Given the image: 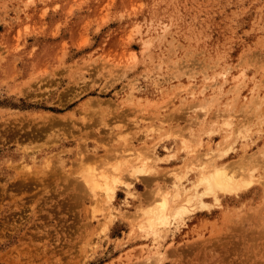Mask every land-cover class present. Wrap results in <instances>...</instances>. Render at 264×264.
<instances>
[{"label": "rangeland", "instance_id": "1", "mask_svg": "<svg viewBox=\"0 0 264 264\" xmlns=\"http://www.w3.org/2000/svg\"><path fill=\"white\" fill-rule=\"evenodd\" d=\"M262 97L264 0H0V264H138L156 248L139 234V209L129 216L157 187L172 188L188 144L201 159L218 146V162L256 179L219 205L206 196L209 209L171 226L157 247L167 256L151 261L264 264V236L248 260L232 244L247 213L264 225ZM126 148L140 152L133 161L149 154L152 172L125 166L132 194L119 185L96 203L79 167L112 168Z\"/></svg>", "mask_w": 264, "mask_h": 264}, {"label": "bare ground", "instance_id": "2", "mask_svg": "<svg viewBox=\"0 0 264 264\" xmlns=\"http://www.w3.org/2000/svg\"><path fill=\"white\" fill-rule=\"evenodd\" d=\"M150 23V22H149ZM139 24H135V26H138ZM134 26V28H135ZM150 26V25H149ZM164 26V25H163ZM138 27H136L135 29L137 30ZM164 28V27H163ZM167 27H165L166 29ZM147 29V28H146ZM139 30V28H138ZM161 30V29H160ZM140 31V30H139ZM138 32V31H136ZM146 32V31H145ZM162 36V35H161ZM160 36V37H161ZM163 37V36H162ZM146 39V38H145ZM144 39V40H145ZM159 39V38H158ZM163 39V38H162ZM143 40V41H144ZM142 41V42H143ZM159 41V40H158ZM145 42V41H144ZM143 42V43H144ZM150 42V41H148ZM147 40L145 42V46L146 44L148 43ZM142 43V44H143ZM151 43V42H150ZM162 43V42H161ZM150 45V44H149ZM148 45V46H149ZM143 49V48H142ZM141 49V51H142ZM144 50V49H143ZM143 52V51H142ZM45 53V52H44ZM3 54V53H2ZM43 55V54H42ZM45 55V54H44ZM40 57V56H39ZM47 58V57H46ZM4 59V57H3ZM40 59V58H39ZM39 62V61H38ZM37 63V62H36ZM35 63V64H36ZM32 65V64H31ZM212 65V64H211ZM218 66V64H217ZM227 67V66H226ZM15 68V66H14ZM226 69V68H225ZM229 70V69H228ZM230 71V70H229ZM228 71V72H229ZM195 72V71H194ZM227 70L225 71H221L219 72V74L221 75L222 77V80L223 82H225L227 80ZM17 73V72H16ZM193 73V72H192ZM241 73V71H240ZM239 73V74H240ZM176 75V74H175ZM195 75V74H194ZM197 75V74H196ZM215 75V74H214ZM15 76V74H14ZM191 76V74H190ZM213 76V75H212ZM234 76V75H233ZM217 77V76H216ZM11 78V77H10ZM28 79V78H27ZM208 79V77H207ZM206 79V80H207ZM233 80V79H232ZM218 81V80H217ZM216 81H214V83L212 84H208V85H204L202 89V91H200L201 93H205V90L207 91L208 89L212 88V86H214L216 83ZM239 84V83H237ZM185 89V88H184ZM183 89V90H184ZM187 89V88H186ZM198 92V91H197ZM263 96V95H262ZM132 97V96H131ZM264 98V97H262ZM261 98V99H262ZM212 101V100H211ZM263 101V100H261ZM260 103V102H259ZM259 105V104H258ZM260 107V106H259ZM228 108V107H227ZM230 108V107H229ZM228 108V109H229ZM256 108V107H255ZM159 109V108H158ZM258 109V108H257ZM222 110V109H221ZM220 111V110H219ZM223 111V110H222ZM204 114H207V111H203ZM226 113V112H225ZM231 113V111H230ZM234 113V112H232ZM257 113V112H256ZM221 114H223L222 112H220V117H221ZM203 115V114H202ZM228 115H230L228 113ZM235 116V115H234ZM260 116V115H259ZM197 117V116H196ZM225 118V117H224ZM230 119V118H228ZM241 121V120H240ZM238 122V121H237ZM198 123V122H197ZM216 123V122H215ZM227 124H229L230 122H226ZM231 124V123H230ZM229 124V125H230ZM239 124V123H238ZM212 125H215L214 123ZM149 126V125H148ZM201 126V125H200ZM206 126V125H205ZM211 126V125H210ZM243 126V125H242ZM160 128V127H159ZM231 130H229L230 132L234 131L232 130V128H230ZM202 130H203V127H202ZM201 130V131H202ZM211 130V128L209 129V131ZM213 130V128H212ZM211 130V131H212ZM147 135L149 134V130L147 129ZM228 131V130H227ZM200 132V131H199ZM201 133V132H200ZM212 133V132H211ZM228 133V132H227ZM237 133V131H236ZM158 134V133H157ZM199 134V133H198ZM193 135V134H192ZM224 135V134H223ZM148 136H151V135H148ZM229 134L227 136H225V139L226 137H228ZM245 136V133L244 135ZM124 137V136H123ZM122 137V139H123ZM153 137V136H152ZM202 137V136H201ZM200 137V138H201ZM224 137V136H223ZM117 138V137H116ZM190 139V138H189ZM228 139V138H227ZM126 140V139H124ZM222 140V138H221ZM195 141V140H194ZM227 141V140H225ZM224 141V142H225ZM236 141V140H235ZM202 142V140H201ZM200 142V143H201ZM220 142V141H219ZM223 142V141H222ZM220 142V143H222ZM152 146L150 147L151 148V152H155V148L157 147V141H154L152 142ZM197 143V142H196ZM198 143V144H200ZM188 144V143H187ZM193 144V143H192ZM212 144V143H211ZM219 145V143H217ZM151 145V144H150ZM216 145V144H215ZM195 146V145H194ZM187 148V151H186V154L187 155H190L191 157L188 158V160L185 161L184 165L180 166V167H176L174 168V170L171 172V180L173 178V184H172V188L170 189H164L163 190V186L162 187H157V186H161V185H157L156 184V188L155 191L156 193H154V191L152 192V196H150V199L147 200V205L145 206H142L143 204H139L138 206L140 207H136L134 212L132 211L131 213H133V215H137V216H129L130 219H134V217H139V214H141L142 216L140 217V221L138 222V226L136 225V227H138V229L140 230L139 234L142 235V236H145V237H150V239L152 240V244H153V247H155L157 249V247H159L161 245V238L164 236V234L170 230L171 226H178L179 223H183V220L184 218L186 217L185 215H187V213H190L194 210H196V208H208L209 209V206H210V202L206 201V196H211V200L214 201L215 205H219L221 203V194H231V193H238L241 189H244V188H247L249 187L252 183H254V179H256V177L254 178V173L252 171H247V167H240V168H243V170H240V169H237L239 167H233L234 163L235 162L236 164L235 165H238L240 162L239 161H243V158H240V160L236 159V161H233V165H230L229 163L226 164V163H222V162H218L216 157H217V154H216V149L218 148H212L211 146L209 147L208 149V152H205L201 153V157L202 155L203 156H207L206 158L204 159H201L199 158L200 155H197L196 154V149L195 147H190V145H186L185 146ZM232 147V146H231ZM149 148V149H150ZM182 148V147H180ZM218 150L221 151V153L223 152L224 153V150H222L221 148H218ZM230 150V149H229ZM259 151H256L253 152V153H250L249 154V157L248 159L249 160H254L256 159L257 155H259ZM214 152V153H213ZM218 152V151H217ZM118 153V152H117ZM116 153V156L114 154V157H116V164L114 163L113 164V167L111 168L109 166V168H104V169H98V165H96L97 169L96 168H93L91 167V165L94 166V164H90V167H85V165H83L84 169L82 170V165L80 170L83 171H79V174H78V178L80 179L82 177V179H84V182L82 179L81 182L85 183L83 184L84 186H88L87 190L85 191H88L89 189V192H87V194H91L93 193V195L95 196V201L96 203H101L103 201V197H107L108 199H111L112 197H114V195L116 194V189L119 185H123L125 188H126V191L129 193V194H132V190H131V183L133 182V180H131V182H129L126 178H124V173H123V170L124 168H126L125 166H129L130 168L128 169V173L129 175L130 174H133L135 175V177L138 175L139 176V173H143V172H147V171H150V166L149 164L151 162H149V159L151 158V156L147 153H146V156L143 157L144 158H138V159H135L133 161L132 159V156L133 154H136L137 153V156L138 154H140V152L138 151H135V150H132L131 148H126V149H121V151H119V153L117 154ZM143 153V152H142ZM149 153V152H148ZM197 153H198V149H197ZM219 152V154H221ZM261 153V152H260ZM262 153H264L262 151ZM261 153V154H262ZM151 154V153H150ZM196 154V156H195ZM200 154V152L198 153ZM210 154V155H209ZM145 155V154H144ZM152 155V154H151ZM242 155V154H241ZM241 155L239 157H241ZM246 155V154H245ZM216 156V157H215ZM248 156V155H246ZM263 156V155H262ZM81 157V156H80ZM78 157L79 159H82L83 160V156L80 158ZM221 157V156H220ZM261 157V156H259ZM113 158V157H112ZM78 159V160H79ZM246 159V158H245ZM46 160V159H45ZM232 160V159H231ZM235 160V159H233ZM47 161V160H46ZM119 161V162H118ZM79 162H81L79 160ZM78 162V163H79ZM83 162V161H82ZM183 162V161H182ZM229 162V161H228ZM231 162V161H230ZM50 163V162H49ZM249 163V162H248ZM43 164H46V163H43ZM112 165V163H110ZM152 164V163H151ZM150 164V165H151ZM182 164V163H181ZM153 165V164H152ZM23 166V165H22ZM44 166H47V165H44ZM178 166V165H177ZM43 167V166H42ZM41 167V168H42ZM50 167V166H49ZM48 167V168H49ZM95 167V166H94ZM100 167V166H99ZM108 167V166H107ZM22 168V167H21ZM20 168V169H21ZM44 168V167H43ZM51 168V167H50ZM102 168V167H101ZM29 169V168H28ZM40 169V168H39ZM45 169V168H44ZM47 169V168H46ZM153 169V168H152ZM252 169V168H251ZM256 169V168H255ZM25 170V169H23ZM38 170V169H37ZM51 170V169H50ZM191 170L193 171H197V174L195 176V178L193 179L191 185L189 183V186L187 184H184L185 183V177H187V173H189ZM30 171V169L28 170ZM254 171V170H253ZM39 172V171H38ZM152 171H150L151 173ZM28 173V172H27ZM30 173H34V172H31ZM44 173V172H42ZM195 173V172H194ZM83 176H82V175ZM145 174V173H144ZM148 174V173H147ZM132 176V175H131ZM259 178L261 177V175L258 176ZM134 178V177H133ZM188 179V178H187ZM261 180V179H259ZM169 184V183H168ZM170 186V185H169ZM166 187V186H165ZM164 187V188H165ZM162 188V189H161ZM168 188V187H166ZM134 191V190H133ZM135 194V193H133ZM92 195V194H91ZM151 195V194H150ZM238 195V194H237ZM92 196V197H94ZM133 196V195H132ZM94 199V198H93ZM263 199V203H264V198ZM94 201V203H95ZM213 203V202H212ZM262 204V203H261ZM102 205H105V204H102ZM212 205V204H211ZM263 205V204H262ZM261 205V206H262ZM97 206V205H96ZM101 206V205H100ZM107 206V205H106ZM95 207V206H94ZM93 207V209H94ZM98 207V206H97ZM258 207V205L256 206ZM254 206L252 212H254V209L256 208ZM102 208V207H101ZM116 208V207H115ZM260 208V207H259ZM258 208V209H259ZM98 208H96L97 210ZM139 209V214H136L135 212L138 211ZM114 207H107V210H105L104 213L101 214L102 218L104 219H108L109 221V218L114 216L116 213L114 211ZM241 210V209H240ZM257 210V209H255ZM100 211V210H99ZM98 211V212H99ZM260 211V209H259ZM118 212V211H117ZM120 212V211H119ZM205 212V211H204ZM235 212V210H234ZM238 212V211H237ZM249 212V211H248ZM251 212V213H252ZM123 213V212H121ZM223 213H226V212H223ZM240 213V211H239ZM95 214V213H94ZM232 215V214H231ZM240 215V214H239ZM237 214V216H239ZM247 215H249L247 213ZM246 215V219L244 217V219L246 220V222L244 223L245 224V229H242L240 231V233L238 234V237H235V239H232V244L234 246V250L235 251H238V253H242V255H245L246 256V259L245 260H248V256L251 255V256H254L256 255L257 251H258V248H259V245H260V240L262 239V237L264 236V225L260 226L255 218H253V216H247ZM100 216V217H101ZM185 216V217H184ZM128 217V218H129ZM224 217V216H223ZM227 217V216H225ZM230 217V216H229ZM241 217V216H240ZM255 217H258V214L257 216L255 215ZM259 217H264L260 214ZM99 218V217H98ZM101 218V220H102ZM239 218V217H238ZM112 219V218H111ZM110 219V220H111ZM136 220L138 218H135ZM134 219V220H135ZM259 220V218H257ZM225 220V219H224ZM223 220V221H224ZM227 220V219H226ZM239 220V219H238ZM237 220V221H238ZM263 220V218H262ZM99 221H100V218H99ZM132 221V220H130ZM185 221V220H184ZM264 221V220H263ZM102 222V221H100ZM113 222V221H112ZM215 222V221H213ZM241 222V221H240ZM259 222V221H258ZM131 223V222H130ZM237 223V222H236ZM264 223V222H263ZM182 225V224H181ZM109 226V225H108ZM135 227V226H134ZM242 227V226H241ZM106 229V228H105ZM136 229V228H135ZM132 232V228L130 230ZM137 231V230H136ZM131 232H129L131 234ZM238 232V231H237ZM236 232V233H237ZM143 238V237H142ZM264 239V237H263ZM264 243V242H262ZM224 244V243H223ZM230 244V245H232ZM132 245V244H131ZM142 245H145L146 247V244H142ZM219 245V244H218ZM95 246H97L96 244L93 246L92 245V248H95ZM137 246H140V245H137ZM232 246V247H233ZM218 247V246H217ZM231 247V246H230ZM229 247V248H230ZM162 248V247H161ZM228 248V249H229ZM131 250V248H129ZM128 249V250H129ZM153 250V253L151 255H147L146 258H142L143 260H138V264H152L153 262H155V258L154 259H151L153 257H157L156 259L159 260L161 259L166 252H163L161 251L160 249H157V250ZM222 249V248H221ZM232 249V248H231ZM91 248H89L88 251H90ZM129 250V251H130ZM149 250V249H148ZM126 251V250H125ZM124 251V252H125ZM260 251H261V247H260ZM230 253L232 251H229ZM162 253L164 255H162ZM121 254V253H120ZM120 254L119 256H117L119 259H120ZM259 254V253H257ZM126 254H124L125 256ZM132 255V254H130ZM230 255V254H229ZM241 255V256H242ZM123 256V257H124ZM128 256V255H127ZM127 256L126 259H127ZM167 256V255H166ZM164 256V257H166ZM244 256V257H245ZM250 256V258H252ZM143 257H145L143 255ZM129 258V256H128ZM225 259V257H222ZM264 258V257H263ZM9 259V258H8ZM165 259V258H163ZM162 259V260H163ZM234 259H237V258H234ZM243 259V258H242ZM7 260V259H6ZM86 259H84L85 261ZM114 260V259H112ZM110 260V261H112ZM121 260V259H120ZM145 260V261H144ZM153 262H152V261ZM156 260V261H157ZM226 260V259H225ZM244 260V259H243ZM260 260V259H259ZM161 261V260H159ZM157 261L158 263L156 264H159L160 262ZM261 261V260H260ZM140 262V263H139ZM143 262V263H141ZM249 262V261H248ZM111 263V262H110ZM113 263V262H112ZM257 261L255 259V261L253 260L252 264H256ZM13 264V263H12ZM82 264V263H81ZM105 264V263H104ZM134 264H137L136 262ZM155 264V263H153ZM241 264V263H240ZM247 264V263H245ZM251 264V263H250Z\"/></svg>", "mask_w": 264, "mask_h": 264}]
</instances>
